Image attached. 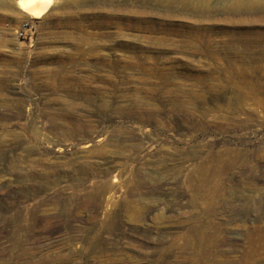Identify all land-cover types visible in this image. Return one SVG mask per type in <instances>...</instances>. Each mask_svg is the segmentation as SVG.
Masks as SVG:
<instances>
[{"label":"rangeland","instance_id":"rangeland-1","mask_svg":"<svg viewBox=\"0 0 264 264\" xmlns=\"http://www.w3.org/2000/svg\"><path fill=\"white\" fill-rule=\"evenodd\" d=\"M235 1L0 0V264H264V83L223 66L264 0Z\"/></svg>","mask_w":264,"mask_h":264},{"label":"bare ground","instance_id":"bare-ground-1","mask_svg":"<svg viewBox=\"0 0 264 264\" xmlns=\"http://www.w3.org/2000/svg\"><path fill=\"white\" fill-rule=\"evenodd\" d=\"M13 3L15 8L18 9L25 18L40 20L46 18L50 13L55 4V0H16V2L11 0L10 5H13ZM259 3L260 0H237L231 6V10L236 14L245 11L253 13L257 10L259 11V8H261ZM262 7H264V4ZM258 22L260 23L261 21ZM250 25H254V23L250 22ZM248 27L250 28L248 23L239 22V24L236 25L238 31L235 30L229 34L228 37H230L231 45L223 48V51L225 50L223 64L225 67L224 72L227 70L232 72V69H237L235 72L233 71L234 74L229 71L227 72L229 80L262 84L264 83V36H262L261 33L253 32L254 30H246ZM196 40L201 41L202 38L196 36ZM122 47L128 46L123 44ZM91 48L96 49L94 45ZM92 55L94 58L100 56V60L110 63L108 62V57L98 53H92ZM141 61V58H136L135 63L140 66ZM236 63H239L238 67Z\"/></svg>","mask_w":264,"mask_h":264},{"label":"built area","instance_id":"built-area-1","mask_svg":"<svg viewBox=\"0 0 264 264\" xmlns=\"http://www.w3.org/2000/svg\"><path fill=\"white\" fill-rule=\"evenodd\" d=\"M31 34L30 24L28 21L24 22L22 27L18 30V35L20 39L28 38Z\"/></svg>","mask_w":264,"mask_h":264}]
</instances>
